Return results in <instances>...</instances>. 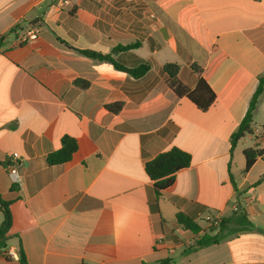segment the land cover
<instances>
[{"label": "crops", "instance_id": "0c3cea01", "mask_svg": "<svg viewBox=\"0 0 264 264\" xmlns=\"http://www.w3.org/2000/svg\"><path fill=\"white\" fill-rule=\"evenodd\" d=\"M16 25L0 49V197L12 214L0 264H21V247L29 264H264V155L249 169L245 156L264 150V94L252 132L231 144L264 75V0H0V37ZM136 42L113 57L127 68L149 62L140 78L78 52ZM168 63L191 90L207 81L208 110L169 88ZM65 136L77 152L49 165ZM174 147L192 163L156 205L145 166ZM13 153L20 182L7 169ZM236 203L254 228L239 230ZM209 214L223 216L226 238L186 253L217 232Z\"/></svg>", "mask_w": 264, "mask_h": 264}, {"label": "trees", "instance_id": "16d2710c", "mask_svg": "<svg viewBox=\"0 0 264 264\" xmlns=\"http://www.w3.org/2000/svg\"><path fill=\"white\" fill-rule=\"evenodd\" d=\"M20 26L16 25L7 34L0 37V49L8 45L12 38H15L17 30ZM140 43L136 42L129 45H120L113 49L110 54H100L92 51H78L84 56L91 59L108 62L115 66L116 69L128 72L134 78H140L144 76L151 68L149 62H143L139 66L134 68H127L119 65L113 55L118 52L128 51L139 47ZM163 71L167 75V84L169 88L176 94V96L182 98H189L194 104H196L201 110L206 111L213 104L216 96L210 88L209 84L203 77H199L197 86L194 90L187 87L179 78L180 66L175 63H168L163 66ZM200 73V71H198ZM85 86V83H79ZM264 94V75L259 78V84L254 93L247 113L241 121L237 131L231 137L232 147H235L237 143L252 132V123L254 114L258 107L261 97ZM108 109L117 114L121 110V104L115 103L108 105ZM78 150V140L69 136L63 137L61 141V148L57 151L50 153L46 160L49 165H60L70 162L73 159L74 154ZM264 155V150H247L246 156V169H249L255 160ZM192 163V156L179 149L172 148L169 151L163 152L155 157L152 161L148 162L145 166L146 173L149 178L154 182V191L156 195L155 203L157 205L158 199L165 189L171 187L174 184L176 174L189 167ZM0 205L4 214V220L0 225V249L5 248L8 240V233L12 226V214L10 211V202L0 197ZM236 216V222L239 225V230H250L254 228V224L248 219L244 210L234 211ZM178 223L186 230L198 234L201 230L200 226L194 222L192 218L184 213L177 214ZM225 220L222 219L219 227L211 229V232L217 230L214 235L204 234L201 238H198L193 244L187 246L186 253L196 251L200 248H205L211 245L219 244L226 238L225 233ZM19 261L21 264H29L23 248L19 251ZM168 262V261H167Z\"/></svg>", "mask_w": 264, "mask_h": 264}, {"label": "built area", "instance_id": "2783aa9c", "mask_svg": "<svg viewBox=\"0 0 264 264\" xmlns=\"http://www.w3.org/2000/svg\"><path fill=\"white\" fill-rule=\"evenodd\" d=\"M38 38V31L28 32L26 34H23L18 39L19 44L27 43L29 41L36 40ZM20 155L18 153H13L12 157L10 158L7 169L14 179V182H20V174H19V166H20ZM242 209L241 205L236 203L233 206V212L239 211ZM243 210V209H242ZM223 216L221 214H209L204 218L205 226L208 230L219 227L220 223L222 222ZM7 256L12 258H17V254L13 251H7Z\"/></svg>", "mask_w": 264, "mask_h": 264}, {"label": "rangeland", "instance_id": "374dc122", "mask_svg": "<svg viewBox=\"0 0 264 264\" xmlns=\"http://www.w3.org/2000/svg\"><path fill=\"white\" fill-rule=\"evenodd\" d=\"M210 231H211V229H210Z\"/></svg>", "mask_w": 264, "mask_h": 264}]
</instances>
